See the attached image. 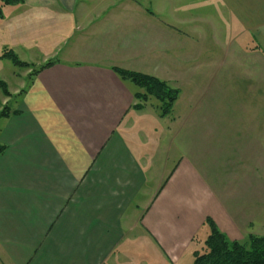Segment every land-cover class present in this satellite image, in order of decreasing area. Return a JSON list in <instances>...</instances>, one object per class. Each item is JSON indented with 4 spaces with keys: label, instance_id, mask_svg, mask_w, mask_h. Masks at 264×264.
Listing matches in <instances>:
<instances>
[{
    "label": "crops",
    "instance_id": "1",
    "mask_svg": "<svg viewBox=\"0 0 264 264\" xmlns=\"http://www.w3.org/2000/svg\"><path fill=\"white\" fill-rule=\"evenodd\" d=\"M195 35L208 49L250 44L257 70L264 0H22L4 9L0 47L36 68L53 64L25 73L28 83L9 92L13 114L0 119V264H192L207 218L229 241L253 235L195 159L178 154L194 138H179L176 76H194L177 49H192ZM135 55L152 74L131 69ZM113 68L176 89L168 120L151 100L134 109L138 89Z\"/></svg>",
    "mask_w": 264,
    "mask_h": 264
},
{
    "label": "rangeland",
    "instance_id": "2",
    "mask_svg": "<svg viewBox=\"0 0 264 264\" xmlns=\"http://www.w3.org/2000/svg\"><path fill=\"white\" fill-rule=\"evenodd\" d=\"M195 38L191 39L192 49L190 40L189 44L183 40L185 46L189 45L186 52L181 53L184 46L180 44L177 49L179 60L193 62L194 76L192 83L180 80L186 75L184 71L176 76L181 92L179 138H184L186 130L194 138V146L178 145V154L184 156L188 152L225 204L242 219L243 227L251 223L252 228L247 230L264 237V65L261 62L257 70L254 68L249 54L253 49L248 43L242 42L241 49L234 45L231 49L216 50L204 46L200 35ZM8 46L0 47V56L10 50ZM129 59L132 70L142 67L152 74L145 58L135 55ZM31 67L17 68L0 60V80L8 92L28 83L25 73L30 76L29 72L39 68ZM146 74L150 75H143ZM151 101L155 105L156 101ZM11 103V96L5 98L0 91V110L5 106L10 110ZM222 106L226 113L219 111ZM154 110L158 113L157 106ZM168 116L163 118L168 120ZM186 122L188 129L184 128ZM203 142L205 145H201Z\"/></svg>",
    "mask_w": 264,
    "mask_h": 264
},
{
    "label": "trees",
    "instance_id": "3",
    "mask_svg": "<svg viewBox=\"0 0 264 264\" xmlns=\"http://www.w3.org/2000/svg\"><path fill=\"white\" fill-rule=\"evenodd\" d=\"M22 0H0V19L2 10L21 4ZM0 60L9 61L14 67L31 69V65L19 61L16 55L9 51H3ZM53 62H47L35 71L29 72L30 76H36L40 71L51 66ZM113 72L125 82L138 89L134 94L136 104L134 109L141 110L151 99L156 101L158 113L161 118L170 115L179 92L171 88L165 82L155 77L140 73L129 72L119 68H113ZM0 91L5 98H10L6 84L0 80ZM10 110L7 106L0 110V119L6 118ZM4 147L0 146V155ZM208 235L201 247L193 253L192 264H264V237L248 235L243 242L229 241L222 234L210 218L205 219Z\"/></svg>",
    "mask_w": 264,
    "mask_h": 264
}]
</instances>
